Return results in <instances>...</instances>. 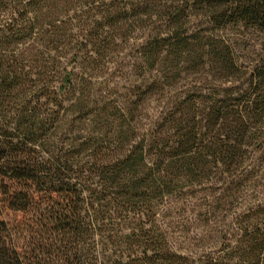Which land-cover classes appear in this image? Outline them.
Returning <instances> with one entry per match:
<instances>
[{
  "label": "trees",
  "instance_id": "obj_1",
  "mask_svg": "<svg viewBox=\"0 0 264 264\" xmlns=\"http://www.w3.org/2000/svg\"><path fill=\"white\" fill-rule=\"evenodd\" d=\"M0 189V264H264V0H0Z\"/></svg>",
  "mask_w": 264,
  "mask_h": 264
},
{
  "label": "rangeland",
  "instance_id": "obj_2",
  "mask_svg": "<svg viewBox=\"0 0 264 264\" xmlns=\"http://www.w3.org/2000/svg\"><path fill=\"white\" fill-rule=\"evenodd\" d=\"M143 35L140 34V33H135L134 35H132L130 38L131 39H135V38H142ZM113 70H112V73L109 74L108 76H102V77H99L97 79V82L98 83H102L104 85L106 84H110L111 86L113 85H117L121 82L120 78L122 76L119 75V73L117 72V69L112 67ZM116 71V72H115ZM87 160V159H86ZM6 184L8 185V187L10 188V190H16V184L15 185H12L10 182L6 181ZM1 190V189H0ZM6 198V197H5ZM4 199V197H3ZM7 219L12 222L14 225H16V219L18 218V214H16V212H11V211H6L5 213ZM172 217L173 219L172 220H177V217H178V211L176 209L173 210V213H172ZM196 218V216H194L193 213H190L189 214V218Z\"/></svg>",
  "mask_w": 264,
  "mask_h": 264
}]
</instances>
